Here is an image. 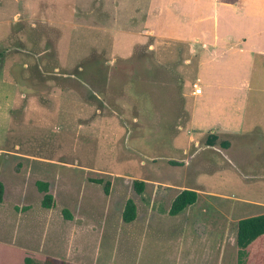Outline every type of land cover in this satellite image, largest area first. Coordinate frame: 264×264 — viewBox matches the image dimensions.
<instances>
[{"label":"rangeland","instance_id":"obj_1","mask_svg":"<svg viewBox=\"0 0 264 264\" xmlns=\"http://www.w3.org/2000/svg\"><path fill=\"white\" fill-rule=\"evenodd\" d=\"M207 5L0 0V264H264V236L243 255L236 245L238 221L264 213V171L255 165L264 141L233 138L226 150L192 137L191 108L204 98L193 93L195 81L204 88L196 46L145 29L150 14L157 32L167 25L185 37L211 21L199 15ZM223 92L213 119L241 118L234 110L244 105L247 129L264 120V57L254 61L244 104H230L227 84ZM244 141L257 142L246 155ZM38 182L48 183L51 208ZM185 189L197 201L171 216ZM128 199L137 208L129 223Z\"/></svg>","mask_w":264,"mask_h":264},{"label":"crops","instance_id":"obj_2","mask_svg":"<svg viewBox=\"0 0 264 264\" xmlns=\"http://www.w3.org/2000/svg\"><path fill=\"white\" fill-rule=\"evenodd\" d=\"M209 9L203 8L199 15H206L211 21L197 24L195 31L186 35L180 36V32L174 28L160 27L159 32L156 31L154 24L150 21V14H146L145 29L148 32L158 35L161 39L177 40L196 46L198 53L197 70L204 80V88L200 96L204 95L202 101L191 108V120L189 132L193 134H217L220 139L230 141L232 146L233 138L245 140H261L264 141V120H257L253 129H247V120H242L244 113V105L236 107L234 120H219L212 118L213 112H218L221 103L225 102L223 90L225 85L233 90L230 99L231 105H236L240 100L245 103L247 92L249 91V79L256 57H264V4L262 7H254L246 9L232 4L230 6L223 0H207ZM239 1V0H237ZM227 4L230 11L226 17H222V5ZM1 7V6H0ZM2 10V8H1ZM248 20V24L243 21V18ZM252 18H257L259 21L252 26ZM3 19H0L2 21ZM261 20V21H260ZM144 28V27H143ZM176 31V32H175ZM198 96V95H197ZM218 103H213L212 98H216ZM236 101H232L235 100ZM206 108V117L200 116L199 110ZM192 134V137H193ZM240 149L241 154L246 155L250 146ZM259 145H257V148ZM213 148H217L213 147ZM227 148L226 150H228ZM256 148V149H257ZM263 148V147H262ZM264 150H260L258 154ZM258 152V151H257ZM259 156V155H258ZM257 168L264 171V160L261 159L255 164Z\"/></svg>","mask_w":264,"mask_h":264},{"label":"trees","instance_id":"obj_3","mask_svg":"<svg viewBox=\"0 0 264 264\" xmlns=\"http://www.w3.org/2000/svg\"><path fill=\"white\" fill-rule=\"evenodd\" d=\"M205 143L210 147H220L227 149L230 147V141L220 139L217 134H207ZM99 182V181H98ZM145 183L143 181L136 180L134 187L138 193H143ZM110 183L107 182L105 185V192H109ZM38 188L44 192V198L42 205L45 208H51L53 206V196L49 192V185L46 182H38ZM4 197V184L0 182V203H2ZM198 198V193L194 190L185 189L181 191L173 200L169 214L175 216L180 214L186 209V207L193 205ZM64 214L70 217L68 212L64 210ZM137 216L136 204L132 199L126 201L122 218L125 222H133ZM264 236V213L256 216L246 217L240 219L237 224L236 233V245L239 249L240 255H243L248 247L257 239ZM23 264H36L32 258L26 257ZM43 264H65L58 263L51 258H47Z\"/></svg>","mask_w":264,"mask_h":264},{"label":"built area","instance_id":"obj_4","mask_svg":"<svg viewBox=\"0 0 264 264\" xmlns=\"http://www.w3.org/2000/svg\"><path fill=\"white\" fill-rule=\"evenodd\" d=\"M192 86L194 88L193 89V93L194 94L200 95L202 93V88H201V86H200L198 81H195Z\"/></svg>","mask_w":264,"mask_h":264}]
</instances>
